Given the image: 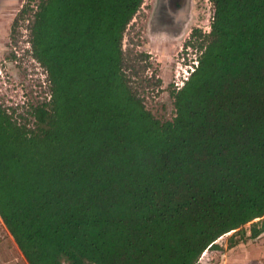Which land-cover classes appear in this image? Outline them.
Returning <instances> with one entry per match:
<instances>
[{"label": "trees", "instance_id": "1", "mask_svg": "<svg viewBox=\"0 0 264 264\" xmlns=\"http://www.w3.org/2000/svg\"><path fill=\"white\" fill-rule=\"evenodd\" d=\"M207 44L160 122L125 71L143 0H39L38 134L0 104V218L28 264H201L264 215V0H209ZM27 7L23 8V13Z\"/></svg>", "mask_w": 264, "mask_h": 264}, {"label": "rangeland", "instance_id": "2", "mask_svg": "<svg viewBox=\"0 0 264 264\" xmlns=\"http://www.w3.org/2000/svg\"><path fill=\"white\" fill-rule=\"evenodd\" d=\"M39 0H0V104L13 123L38 134L48 121L38 123L31 109L49 98L47 74L31 52L29 25ZM27 7L24 13L23 8ZM150 0H143L122 37L125 71L145 107L160 121L175 115L174 94L207 44L213 4L190 0L181 27L168 34L153 33ZM261 232L251 237V222L219 236L206 248L201 264H264V215L254 219ZM11 243L0 218V248ZM0 255V262L3 260ZM5 264L12 262L11 256Z\"/></svg>", "mask_w": 264, "mask_h": 264}, {"label": "flooded vegetation", "instance_id": "3", "mask_svg": "<svg viewBox=\"0 0 264 264\" xmlns=\"http://www.w3.org/2000/svg\"><path fill=\"white\" fill-rule=\"evenodd\" d=\"M190 0H150V24L153 33L168 34L173 27H181V19Z\"/></svg>", "mask_w": 264, "mask_h": 264}, {"label": "crops", "instance_id": "4", "mask_svg": "<svg viewBox=\"0 0 264 264\" xmlns=\"http://www.w3.org/2000/svg\"><path fill=\"white\" fill-rule=\"evenodd\" d=\"M10 238L11 243H4L0 248V255L3 254L4 257L0 264H5V262L9 261V256H11L12 262L16 261L19 264H28L11 235Z\"/></svg>", "mask_w": 264, "mask_h": 264}, {"label": "built area", "instance_id": "5", "mask_svg": "<svg viewBox=\"0 0 264 264\" xmlns=\"http://www.w3.org/2000/svg\"><path fill=\"white\" fill-rule=\"evenodd\" d=\"M196 64H197V63H196ZM193 69H194V67H193ZM193 69H192V70H193ZM192 70H191V71H192ZM186 79H187V78H186Z\"/></svg>", "mask_w": 264, "mask_h": 264}]
</instances>
